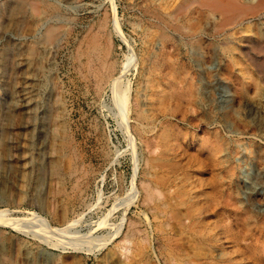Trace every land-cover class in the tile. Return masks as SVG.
Wrapping results in <instances>:
<instances>
[{
    "label": "rangeland",
    "instance_id": "1",
    "mask_svg": "<svg viewBox=\"0 0 264 264\" xmlns=\"http://www.w3.org/2000/svg\"><path fill=\"white\" fill-rule=\"evenodd\" d=\"M182 2L0 0V264H264V83L240 79L217 13ZM255 17L242 33L263 39Z\"/></svg>",
    "mask_w": 264,
    "mask_h": 264
},
{
    "label": "bare ground",
    "instance_id": "2",
    "mask_svg": "<svg viewBox=\"0 0 264 264\" xmlns=\"http://www.w3.org/2000/svg\"><path fill=\"white\" fill-rule=\"evenodd\" d=\"M192 7H196L197 9L204 8L213 13H217L220 16V22L217 24L214 30V36L216 38L222 37L221 39H223L225 43L235 44V65L238 66V75L240 79L244 81L257 80L260 83H264V64L251 67L250 65L248 66L247 62L250 60L249 49L251 48V45L264 41V38L261 39L259 35L245 36L242 33L243 26L248 25L250 21L253 20L252 17L254 15H256L255 18H258V20L262 19V16L264 15V0H249L248 4H244L240 0H183V2L177 8L176 14L186 13ZM261 33L264 34V31ZM163 51L164 50L161 49L155 56L152 57V59H146V62L151 64V71L156 74L160 80H164L166 78V73L163 69L165 65ZM91 54L92 53L85 55L86 61L83 63L87 72L95 80L97 85L100 86L101 82L106 83V85H111V89H113L114 92V99L119 104L117 105L119 106L120 116L125 118L126 122H128V124H130L129 126H132L134 130H138L142 135L148 137V134L153 133L156 127H152L148 131H145V128L142 124H140L136 119H132L131 115L133 114V108L130 106L131 104H129V88L126 84H124V82H122V80L116 77V74L113 73L112 64L106 57L95 59ZM92 59H95L96 61ZM148 68L150 67H147V69ZM162 85L164 86L165 83ZM158 88V97H164V88L162 89L160 84ZM160 122L161 120H158L157 124ZM82 169H79V167L75 165L73 174L76 175L78 172H80L79 174L86 175V172H82ZM257 252H259L261 258H264V246L262 249H258Z\"/></svg>",
    "mask_w": 264,
    "mask_h": 264
}]
</instances>
